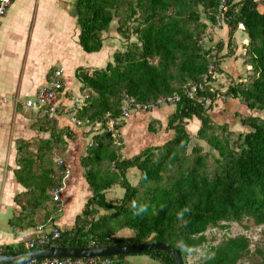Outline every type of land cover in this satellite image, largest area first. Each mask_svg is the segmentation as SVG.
Segmentation results:
<instances>
[{"label": "trees", "instance_id": "16d2710c", "mask_svg": "<svg viewBox=\"0 0 264 264\" xmlns=\"http://www.w3.org/2000/svg\"><path fill=\"white\" fill-rule=\"evenodd\" d=\"M76 15L85 52L103 50L104 35L113 26L123 45L129 44L114 53L106 68L81 74L89 98L77 119L103 126L93 132V147L81 162L93 195L75 229L59 240L66 238L70 247L161 242L178 249L185 264L198 249L204 251L198 264H237L250 251V240L226 237L215 245L206 232L244 219L264 224V0H76ZM220 21L229 29L228 42L207 46L209 26ZM236 31L245 33L248 42L236 57L244 73L235 78L222 65L234 54ZM212 66L218 77L209 74ZM223 74L227 86L219 78ZM190 83H204L202 102L183 94ZM174 95L182 98L169 122L173 139L124 156L123 139L115 136L125 123L124 102L134 98L147 104ZM219 97L239 100L251 112L236 113L245 127L236 139L210 116ZM107 115L113 130L104 120ZM195 121L201 127L193 137L186 125ZM58 144H64L63 138L50 143L51 148ZM131 169L140 173L136 185L127 178ZM118 184L123 198L108 201L105 192ZM105 209L110 212L98 216ZM256 255L261 259L256 264H264V250L256 249ZM134 256L175 264L162 250L109 258L111 264H134L128 259Z\"/></svg>", "mask_w": 264, "mask_h": 264}, {"label": "crops", "instance_id": "0c3cea01", "mask_svg": "<svg viewBox=\"0 0 264 264\" xmlns=\"http://www.w3.org/2000/svg\"><path fill=\"white\" fill-rule=\"evenodd\" d=\"M79 34L76 0H13L0 26V250L24 248L30 251L26 245L37 236L41 225H45L46 233L73 231L93 195L81 162L93 147V132L99 129L89 120L74 122L61 113L47 118L26 106L59 68L64 69L60 104L72 108L80 99L76 117L86 106L88 90L83 89L81 74L106 68L114 53L109 55L108 43L100 52H85L79 43ZM104 37L108 42L107 33ZM240 53L232 56L235 58ZM230 61L233 60L226 59L222 68L233 76L231 69L242 62L234 60L235 64H229ZM241 68L238 75L244 73L243 65ZM226 76L219 78L223 77L221 81L227 86ZM175 111L176 106L171 104L147 111L133 109L128 117L122 113L125 123L115 136L118 134L123 139V155L134 157L144 151L138 136L151 140L153 136L160 137L162 145L173 139L175 132L169 128V122ZM153 119L159 122V133L151 129ZM104 120L108 121L110 130L109 121H114L109 115ZM128 129L138 130L134 131L132 144L127 137ZM57 138H63L64 144L51 148L50 143ZM133 143L139 144H135L136 150L131 152ZM139 177L137 169L127 173L133 185L138 183ZM56 181L58 186L50 188ZM55 188L60 190L59 201L52 195ZM105 194L108 201L119 203L124 189L119 184L114 185ZM108 212L101 210L98 216ZM67 214L72 219H68ZM31 221L33 225L28 226ZM53 245L59 243L56 241ZM67 246L70 247L68 241ZM128 259L134 264H156L144 256Z\"/></svg>", "mask_w": 264, "mask_h": 264}, {"label": "rangeland", "instance_id": "374dc122", "mask_svg": "<svg viewBox=\"0 0 264 264\" xmlns=\"http://www.w3.org/2000/svg\"><path fill=\"white\" fill-rule=\"evenodd\" d=\"M115 29L116 27L113 26L112 29H110L109 32L107 33L109 36V40L108 42H106L108 43L106 48L109 55L117 51L127 49L129 44L128 43L127 45H123L124 40H121L122 37L117 33V30L115 31ZM228 32H229L228 27L226 26L223 29V25L221 21L215 26L210 25L208 29V37L206 39V40H210V43H207L208 44L207 46H211L216 41H220V40H223L225 43H227L229 40ZM206 40L205 43L207 42ZM247 42H248V38L246 37L245 33H242V31H236L234 33V37L232 38V44H233L232 46L234 47L235 50L233 52L234 53L242 52L243 45H245ZM233 56L228 58L233 60L230 61L229 64H235L234 60H237V58L236 57L234 58ZM109 58L111 59V56ZM111 62L112 60H110L109 63ZM241 67L242 64L238 63V65L234 69H231L230 72L235 78L243 70V68ZM90 74H93V72H91ZM228 83L229 81L227 82V84ZM220 98L221 97H219L214 103L215 105L212 106V110L210 111V116L216 123L220 125L228 126L229 131L232 132V134L234 135L233 138L236 139L237 136L241 132H243L245 128L241 123L240 116L239 117L236 116V113H241V115L247 116L250 115L251 112L248 111V109H246L247 107L244 104H242V102L239 100H232V99L227 100ZM207 107H209V105ZM253 115L257 116L256 113H253ZM186 126H187V130H189V132L193 137L194 134H196L197 127L198 128L201 127L200 123L197 121L187 124ZM124 129H126V127ZM151 129L152 130L155 129V131L158 130V133L160 132V126L157 120L153 119V121L151 122ZM128 130L129 131L127 137L129 139V143L132 144L133 134L135 130L134 129H128ZM135 132H138V130L136 129ZM138 140L141 143L140 144L141 149L145 148L144 150H148L152 148V146H162L163 143L161 142L160 137L155 139L154 136L152 140L149 139V137L142 138L138 136ZM135 144L138 145L139 143L138 144L133 143L132 150H130L131 152H134L136 150L134 146ZM206 149H208V147ZM111 169L113 168L111 167ZM111 195H109V198L112 200ZM71 203L74 204V202ZM66 217L68 219H72L69 214H67ZM228 226H229L228 229H223L218 227L209 228L206 232L209 241L215 245H218L226 237H236V236L244 235L250 240V251L237 264H256L257 262H259L261 259L256 255V249L264 250V224L257 225L253 220L244 219L241 222L229 223ZM203 252L204 251L202 249H198L192 255L188 256L187 257L188 264H198L202 260V258H204Z\"/></svg>", "mask_w": 264, "mask_h": 264}, {"label": "built area", "instance_id": "2783aa9c", "mask_svg": "<svg viewBox=\"0 0 264 264\" xmlns=\"http://www.w3.org/2000/svg\"><path fill=\"white\" fill-rule=\"evenodd\" d=\"M13 0H0V26L2 24L3 18L7 14V10L11 5ZM63 72L64 69L59 68L52 72L51 78L49 82L41 87L34 99L28 100L26 102V106L32 108L36 112H38L41 116L47 118H54L58 114H65L72 118L74 122H77L76 111L80 108L81 102L80 99H77L75 102V106L72 108L63 107L59 102V94L64 86L63 82ZM209 74L214 78L218 77V73L215 68L212 66ZM208 78V77H207ZM206 82V79H205ZM204 83H190L184 87L183 94L191 99H195L198 102H202L204 98L199 96V92L203 91ZM85 98L88 99L89 95L86 94ZM180 95L174 96H165L159 98L154 103H139L136 102L132 98H128L122 108V113L124 117H128L131 110L140 109V110H152L162 105H176L181 101ZM89 122V121H87ZM103 126V122L97 121L94 124V127L100 129ZM110 130L114 129V123L109 121ZM119 138L120 135L116 134ZM62 162V161H61ZM59 188H55L52 190V195L55 201H59ZM45 225H41L38 227L37 236L27 243L26 248L30 251L36 250L39 248H43L47 245H53L56 241L61 238V233L57 230L52 231L51 233L45 232ZM94 245V243H93ZM96 246V245H94ZM18 251L19 249H14ZM0 253H5L4 250H0ZM14 252L13 254H16ZM19 264H111V260L109 257H82V258H43V259H35L25 263Z\"/></svg>", "mask_w": 264, "mask_h": 264}, {"label": "water", "instance_id": "95a60500", "mask_svg": "<svg viewBox=\"0 0 264 264\" xmlns=\"http://www.w3.org/2000/svg\"><path fill=\"white\" fill-rule=\"evenodd\" d=\"M66 239L58 240L57 243H64ZM151 250H162L170 253L175 264H185V260L176 248L161 242H145L135 244H116L108 246H90V247H68L59 245H47L43 248L18 253L7 254L0 253V263L2 264H19L35 259L43 258H86V257H111L131 255L136 253L147 252Z\"/></svg>", "mask_w": 264, "mask_h": 264}]
</instances>
